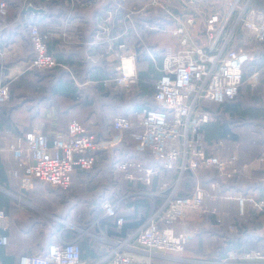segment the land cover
<instances>
[{"label":"built area","instance_id":"obj_1","mask_svg":"<svg viewBox=\"0 0 264 264\" xmlns=\"http://www.w3.org/2000/svg\"><path fill=\"white\" fill-rule=\"evenodd\" d=\"M25 1L32 6L30 0ZM177 1L184 19L171 30L174 49L163 54L161 74L153 82L157 108L116 114L111 126L114 132L108 138L98 137L87 124L76 119L69 120L64 130L47 128L46 118L32 119L28 131L4 140V149L16 161L8 175L15 177L23 190L31 189L35 180L68 190L76 169L92 168L99 150L113 147L127 134L135 141L134 150L148 151L156 166H145L139 157H128L117 164L123 179L150 186L160 170L175 177L157 190L131 194L149 198L153 203L151 210L134 230L111 241L107 254L94 264H264V240L257 241V247L249 251L228 250L220 259L183 256L189 238L195 233L194 224L205 215H212L217 226L232 232L237 231V226L229 218L231 203L242 222L249 210L255 213L264 210V197L257 191L225 188L228 181L239 179L246 168L263 167L264 152L246 167L248 164L239 163V142L230 141L228 135L213 144L205 140V125L212 119L208 106L233 98L244 81L250 86L264 81V62L258 67L250 63L255 59L256 46L264 45V7L255 4V0H221L214 5L208 3L209 8L203 10L193 5L194 0ZM114 2L119 4L117 0ZM153 7L170 21L177 16L163 0H150L139 9L122 10L115 5L98 19L96 39L106 42L110 56L118 62L116 75L105 80L104 86L114 84L128 89L138 83L135 51L125 40L132 35L143 43L141 28L160 30V24L148 19L137 23L133 18ZM7 10V0H0V15H6ZM121 11L124 23L119 24ZM27 31L33 56L24 67L10 66L8 62L1 65L0 104L9 99L10 83L26 70L65 67L48 51L49 35L31 22ZM20 53L21 47L14 43L0 46L2 59L12 60ZM148 54L154 63L155 53L148 51ZM227 145L232 146L230 151L226 150ZM211 172L216 178L208 180L205 175ZM100 205L102 217L112 218L120 229L123 223L120 201L105 199ZM8 227L9 217L0 208V249L9 241L5 233ZM134 252H140L141 256ZM18 264L85 263L77 250L64 249L63 242L56 238L45 251L21 255Z\"/></svg>","mask_w":264,"mask_h":264},{"label":"crops","instance_id":"obj_2","mask_svg":"<svg viewBox=\"0 0 264 264\" xmlns=\"http://www.w3.org/2000/svg\"><path fill=\"white\" fill-rule=\"evenodd\" d=\"M34 1H33L34 5L32 4V6L30 5L26 6L24 4V1L22 0H7L8 9L11 16L18 9V6L21 5L22 7H25V9L23 8L21 9L23 10L22 12L23 20L21 21V24L15 26V24L10 22L7 25V29L5 30L0 29L1 30L0 46L4 43H14L21 47V53L18 54L12 60L11 59L7 60L6 58L2 59L0 57V77L3 73L1 65H3L5 62H8L9 65L11 64L10 66L18 65L24 67L32 58L33 50L28 39L27 28H25V24L31 22L37 25L40 32L49 35L48 51L53 55H55L56 57H60L59 58L60 61L62 60V62L66 63V67L69 72H71L72 69L76 67H80L81 65L77 64L76 62L81 61V63H83L84 57L86 56V58L90 59L93 63H100L97 61H104L103 64L101 63L100 66H95L91 68L90 71H93L96 75L102 77V79H104L103 81L109 80V78L107 77L116 74L117 72L116 65L118 62L117 59H112V57L110 56V51L107 49L106 42H104L102 39L99 40L96 39L95 34H96L98 19L102 15H104L106 10L113 8L115 5L116 6L119 5V7L122 10L139 9L145 3H148L150 0H117L119 1V4H116L114 2L115 0H73L72 2H67L66 0H34ZM220 1L221 0H207V1L194 0L192 3L195 7L199 9L207 10L209 8L208 3L214 5L216 3H219ZM163 2L166 3L167 6L173 12L177 13V16L175 19L173 20L171 19L170 21L160 9L153 7L152 10L153 19L156 21L157 24H160L159 25L160 30L148 31L147 33L142 34L143 36L141 37V39L144 43L143 47L146 50L145 51L146 55L144 52L145 58L143 59V61L141 59L144 56L143 57L139 56L137 45H135L136 42L135 39L137 38H135L132 35L128 36L127 39L125 37L126 39L125 41L129 43L131 46H133L135 51L138 77L140 76L139 73L147 68V65L154 67L155 69L154 75H159V73H161L163 54L165 52L170 53L174 49L175 39L171 35V30L174 27V25L178 23L181 24L183 22L184 14L178 8L177 0H163ZM182 14L183 17L181 18ZM133 18L137 23H140V21H142L143 19H147V16L144 13V14L134 15ZM118 23L119 24L124 23L122 11L118 15ZM67 35H69L70 38H67ZM149 44H151L152 47H155L154 49H155L156 61L154 63H152L151 59L149 58V54H148ZM82 48H85V51H82ZM263 62H264V58H262L261 63ZM155 79L156 76H153V82ZM245 84H247V82H245ZM247 85L250 91L255 93L254 94L255 97H259L261 100L264 101L263 79L260 80L259 83L255 86H250L249 84ZM48 109H50L48 108V106L43 107L39 115L32 119L46 118V120H49V122H47V128H53V126L56 127L58 124H59V128H64L66 125L65 123L61 125V123H58L57 121L56 123H54L50 119L51 114H54L56 110L53 109L54 110L53 113V112H49ZM137 110H139V108L130 109L129 112L127 113L128 114L133 113ZM97 112L98 110L96 111V113ZM56 116H58L57 112H56ZM247 119L248 120H245V123L247 124L246 129H248V131H255L259 135L258 137L260 136L262 137L261 140L263 147L261 153H263L264 133L261 134V130H263L264 132V124H256L254 122L255 119L252 118H247ZM30 121L28 122V129L26 131H28L30 128ZM99 129H100V133L103 135L104 138H108L107 136H109L111 133L113 134L114 132L111 126H108L106 128L104 125H100ZM220 135L222 136L228 135L230 141L239 142L240 147H238V149L241 148L243 144H247L250 147L256 144L255 136L253 137L252 134H249L252 136L247 137L245 141L240 138L232 139L230 137L231 133L225 130L221 131ZM13 136L14 135L13 134L11 135L10 132L5 131L0 141V162L4 166L5 171L7 170L6 185H0V193H2L8 198V204L7 205L2 204L1 208L4 209L5 212L7 210L6 215H8L9 217V227L7 229L8 233H9L10 224L13 223V220L10 218V214L12 210L11 201H10L11 198L14 196L17 197L18 199L27 200L35 191L42 189V187L46 186L45 183L35 180L33 187L31 189L23 190L18 187L17 179L13 176L8 175L11 166H13V164H15L16 161L15 162L13 161L12 153L10 151L5 150L3 146H4V140H10ZM127 155L128 154L125 150V147H121L120 145L118 146L117 144L114 145L113 147H108L99 150L96 153V163L103 162L104 164L98 165L97 171L94 173V177L88 179V177L85 176L79 178L77 181L74 180L73 183L74 187L75 185L81 186L83 188V193L90 191L89 188L87 189V185H89V183L91 184L92 182H94V180L104 181V178L102 176L103 174L102 171L106 166L109 165L110 169H112V172H114L113 170L114 165L116 166L119 162L125 160L127 158ZM148 157H149L148 155L139 156V158L142 160V163L145 166L155 167L156 162L154 160L147 159ZM255 159L256 158H253L251 161H254ZM251 161L245 162L242 165H246ZM174 177L175 175L171 174L170 172L165 170H160V172L155 176H153L152 178V180L156 182V188L131 189L128 192L124 193L122 196H117L115 200L111 202H117L118 200L120 201V210H121L120 215H122L123 219L126 216V220H124L126 221V223L140 221L142 217H143L142 219L143 221L144 218L149 213V211L151 210L153 203L147 197H140V196L131 197V194L141 191L157 190L158 187H160V185L164 184L167 181H170L171 179H174ZM131 183L136 184L137 182H131ZM52 194L53 192L51 191L50 195ZM80 195H81L80 188L78 191H75L74 193L72 192L71 195L69 196L62 194L61 192H59V194L56 193L53 198L54 200L57 201L56 205H59V211L53 210L52 212H47V209H44L45 211H43L42 209L41 210L49 216V220L52 222V225L54 226V228L50 230L51 235H53L52 236L53 241L56 238H59V240H61L64 244V249L83 251L84 249H81L79 246H80V240L85 238L89 243H91V245H90V249L86 248V254L84 253L86 257L84 258L85 260L82 261L85 264H94L99 262V260L105 255V253L107 254L109 249L112 247L111 241L121 238L122 236L116 234H110L108 232L110 227L109 221L111 222V224L113 225L115 224L112 218L102 217V208H100V211L98 210L94 212L91 210V208L84 207L86 209L84 211L85 214L79 212L81 209L79 205ZM259 196L264 197V194L263 195L259 194ZM111 197L112 194L107 195L105 193L104 195L100 196L97 200H101L102 202L105 199L109 200L108 198ZM139 198H145L147 201V210H145L144 213L142 212L143 214L139 211V208L134 207V204L129 203V201ZM70 202H74L68 207L70 213L68 210H67L68 212L62 211L61 208H65V206L68 205ZM33 206L32 207L29 206V208L35 209L36 208L35 205ZM23 210H25V212L27 213H30L29 211H27L28 209H23ZM76 211L78 213L74 215ZM22 213L25 214L24 211H22ZM93 214H95V216L93 218L90 217V215ZM79 215H83V216L79 217ZM101 222L104 223L101 224ZM106 222H108V225L106 224ZM141 223H139L138 225H140ZM33 228L34 226L30 225L29 230H32ZM134 228H131V230H133ZM193 228L195 229V233H196L197 230L195 224ZM26 231H28V228ZM43 231H44V237H42V239H40L39 241H36L34 244L36 247V251H38V252L35 251V253L45 251L47 245L51 242L50 240H52L51 236L48 237V235L45 234V229H43ZM5 248L4 249L7 252V254H11L14 264H18L21 255L35 254L30 245L29 246L25 245V247L17 248L16 246L9 244L8 246L5 245ZM128 253H131V251H128ZM134 253L136 255L141 256L140 252H134ZM191 253L193 252L191 251ZM197 255H201L199 257H196V259H199V258H203L205 254L198 253ZM156 258L160 261L161 260L166 261L164 257L162 258L160 256H156ZM0 260L2 261L3 264H5L4 261L1 259V257Z\"/></svg>","mask_w":264,"mask_h":264},{"label":"trees","instance_id":"obj_3","mask_svg":"<svg viewBox=\"0 0 264 264\" xmlns=\"http://www.w3.org/2000/svg\"><path fill=\"white\" fill-rule=\"evenodd\" d=\"M22 1H24V4L26 6H28V1H25V0H22ZM33 1L34 0H30L31 4L34 5ZM254 3L259 6L264 7V0H255ZM22 8L25 9V7H22L21 5L18 6V9L14 12L12 16L9 13V9L7 10L6 15L4 16L0 15V29L1 30L7 29V25L10 22L15 24V26H18L19 24H21V21L23 20V13H22L23 10H21ZM145 14L147 16L148 21L156 23V21L153 19L152 10L151 12H145ZM25 28H27V24H25ZM140 30H141V35L143 33L148 32V30L146 29L141 28ZM28 39H29V36H28ZM135 41H136L135 45H137V50L139 51V56L140 57L144 56L141 59L143 61L146 55V52H145L146 50L143 47L144 43L140 42L138 39H135ZM29 42H30V39H29ZM256 48H258V50L255 54V59L251 61L250 63L255 64V66L258 67V66H261L262 58H264V53H263L264 45H261V46L258 45L256 46ZM82 51H85V48H82ZM141 51H143L142 54H140ZM144 52H145V55H144ZM54 57L58 61H60L59 59L60 57H56L55 55ZM100 60H103V59H100ZM60 62L63 63L65 67L56 66V67L49 68V69L26 70L21 76L17 77L10 83L9 93H10V89L14 91L18 89V87L26 86L28 84H33V82L28 83L26 81V79H30L29 78L30 76H33L34 82H40L41 80L46 81L48 78L54 77L50 79L49 86H50V91L52 92V96L53 98H55L54 101H56V103L54 104L53 102L48 101L47 106L48 108H50L48 109L49 112L54 113L53 109H55L58 116H56V112H55L54 114H51L52 118L50 119L54 123H56L57 121L58 123H61V125L64 123L67 124L69 120L75 119V118H70L71 112H75L77 116L80 115L82 117V119L77 118L76 120L80 121L83 124H87L90 130L94 132L98 137H103V135L100 133L99 126L104 125L106 128L108 126H112V119L116 114L127 115L128 114L127 112H129L130 109H134V108L135 109H138V108L141 109L144 107L157 108L156 107L157 105L154 103V99H153V94H154L153 76H156V79H157L161 73H159V75H154L155 69L153 66L147 65V68L139 73L140 80L138 81V83L130 87L131 91H128L130 92V94L125 95V92L122 94L121 91L122 90L126 91L127 90L126 88L117 87V86H114V84L104 86L103 85L104 79L96 75L93 71H90L91 68L95 66H100L101 63L102 64L104 63V61H97L100 63H93L90 59L86 58L85 56L83 63H81V61L76 62L77 64L81 66L72 69L71 72L67 70L66 63L62 62V60ZM69 65H72V64H69ZM115 75L107 77V78L111 79ZM87 79H90V80H87ZM12 86L17 87V88L12 89L11 88ZM254 94L255 93L250 91L248 85L245 84L244 82L240 85L238 93L233 98L226 99L221 103H211L208 106V110L212 114V119L211 121H209V123L205 125V140L207 144H213L219 138L225 137V135L223 136L220 135L221 131L223 130L231 133L230 137L232 139L239 138V133H238L239 130H237V128L239 127L237 126L240 125L239 124L240 120L245 121V120H248L247 118H252V119H255L254 122L256 124H264V103H263L264 101L261 100L259 97H255ZM245 97L247 101H250V102L246 104V107H243L242 105H243V102H244L243 100ZM43 100L44 98L38 101L39 103L38 106H40V103ZM101 103H104V104H101ZM40 108L41 106L38 109L36 108L37 110L35 112L31 111L33 115L28 113L29 116L27 117L23 115V113H21L20 110L17 111L19 112L17 114L18 115L17 117H12L10 112L11 110H13V107L8 108V109H3L2 107H0V141L5 131L10 132L11 135L12 134L15 135L16 133L17 134L25 133L26 130L28 129L27 119L30 121L32 118L37 117L41 111ZM97 110L98 112L96 113ZM104 110H107V111H104ZM20 116H23V118H21ZM47 122H49V120H47ZM54 127L55 126H53V128ZM65 127L59 128V124H58L54 129L64 130ZM263 133L264 132L261 131V134ZM254 134L255 132L252 133L253 136ZM110 135L107 137H110ZM247 137H244L242 139L245 141ZM134 144L135 143L132 140V138L126 134L125 137L117 145L118 146L120 145L121 147H125V150L128 154L127 158L148 155L149 157L147 159L153 160L150 157L148 151L136 152L134 150ZM257 146H259V150L256 153V155L257 157H259L262 152V147L260 144H257ZM242 148H250V146H248L247 144H243ZM254 158H256V156ZM248 160H251V159H246L245 161L242 160L243 162L239 161V163L242 164L244 162H247ZM102 164L104 163L103 162L96 163L95 161L92 168L88 170L76 169L72 174L73 178H72L71 186L68 189L69 191L62 190L61 188H58V187L50 186L49 184H45V185L48 187L49 192H51V190H54L56 193L59 194V191H62L61 193L66 196L71 195L72 192L74 193L75 191H78L80 188L81 195L79 196L80 198L79 202L83 203V200H82L83 188L78 185L77 186L75 185L74 187L73 185L74 180L77 181L79 178L85 177V176L88 177V179L94 177V173L97 171L98 165H102ZM261 168L262 169L260 168L255 169V170H261L258 174L264 173V168L262 166ZM113 170L114 172H112V169H110L109 165L106 166L104 170L102 171L104 174V175L102 174L104 178V181H103L104 184L97 183L98 189L99 188H104V190L107 189L106 194L107 195L112 194V197L108 198L110 201H114L117 196H122L124 193L128 192L131 189H154L156 188V182L154 181L150 185V187H148V186L140 185L138 183L133 184L131 182H128L127 180L123 179L122 175H121V178L118 177L117 176L118 174L117 165L116 166L114 165ZM210 177L211 176L207 174L206 178L208 180L211 179ZM6 178H7V170L5 171L4 166L0 162V185H6ZM239 179H233V180L228 181L225 184V188L236 190L235 184L237 180ZM119 182H121L122 185H119V187L117 188L116 185ZM258 183L264 184L263 182H258ZM94 185L89 183V185H87V189L88 188L89 190L94 189ZM248 189H251V188H248ZM97 190L95 189V191ZM37 201L42 203L43 200L37 199ZM100 202L101 200H96L94 201V203L91 202V204L88 207L91 208V210L94 212L98 210L100 211V208H101ZM129 203L134 204V207L136 208L142 207L145 210H147V201L145 198L133 199L129 201ZM2 204L7 205L8 198L2 193H0V208ZM94 216L95 214L90 215V217L92 218ZM127 217H130V216H127ZM263 217H264V210L260 213H255L251 209L249 210V213L247 214V219L249 218V222H250L249 226L245 225V223L242 222L238 217H236V219L232 218L233 222L237 226V231L231 232L225 228L217 226L215 222V218L212 215L207 214L205 215L202 221L195 223V227L197 231L193 236L189 238L186 244V247L183 251V256L186 258L196 259V257L201 256L197 254L201 253L205 255L203 256V258H199V259H220L225 256V253L228 250H236L238 252H242V251H249L253 248H256L257 241L263 240L262 238H260L261 236L258 237L259 235H256L258 231H260L262 228V223L264 221L262 220ZM142 219L137 222L126 223V221H124L126 220V216H125L123 219L124 223L120 229H117L116 226L111 224V222L109 221L110 227H109L108 232L110 234L125 236L127 233L132 231L131 228H134L139 223H141ZM103 223L104 222H101V224ZM106 224L108 225V222H106ZM206 226H209V227H206ZM5 233L8 235V231H6ZM45 234H47L48 237L51 236V239H52L53 235H51V231L49 229L45 231ZM50 241H53V239ZM90 245L91 243H89L85 238L80 240L79 247L81 249H84L83 251H78L81 260H85L84 258L86 257L85 256L86 248L90 249ZM4 248L5 246H3L0 249L1 259L4 261L5 264H14L11 254H7V252L5 251L6 248L5 249ZM189 249L193 253H191Z\"/></svg>","mask_w":264,"mask_h":264},{"label":"rangeland","instance_id":"obj_4","mask_svg":"<svg viewBox=\"0 0 264 264\" xmlns=\"http://www.w3.org/2000/svg\"><path fill=\"white\" fill-rule=\"evenodd\" d=\"M154 48L155 47H152L150 44L148 51L151 53H155ZM142 53H143V51L140 52V54H142ZM263 53H264V49H263ZM29 78L30 79H26V81L28 83L33 82V84H28L26 86L18 87V89L14 90V91H12L10 89L8 101L4 104H0V107H2L3 109H8V108L13 107V110H11V112H10L12 117H17L18 116L17 114L19 113L17 111H19V110L21 113H23V115H25L27 117V116H29L28 113L33 115L31 111L35 112L40 106H41L40 109L47 106L48 101H51L54 104L56 103V101H54L55 98H53L52 92L50 91V86H49L50 79H52L54 77H50L46 81L41 80L40 82H34L33 76H30ZM37 87H39V88H37ZM46 87H47V89H46ZM11 88L15 89L17 87L12 86ZM130 89L131 88H128L126 90L127 92L125 90H122L121 93L123 94L125 92V95L130 94V92H128V91H131ZM42 98H44V100L40 103V106H38V104H39L38 101L41 100ZM243 101H244L243 105H242L243 107H246V104L248 102H250V101H247L246 97L244 98ZM44 103H46V104H44ZM104 111H107V110H104ZM20 117L23 118V116H20ZM70 118L82 119V117L80 115L77 116L75 112H71ZM67 119H68V117H67ZM28 122H29V120L27 119V123ZM239 124L240 125L237 126V127H239V128H237V130H239L238 133H239L240 139L247 137V136H252L249 134H252L251 132H253V133L255 132V131H248V129H246L247 124L245 123L244 120H240ZM261 131H263V130H261ZM254 136L256 139V144L253 147H250V148H242L241 147L240 149H238V153H240L239 154L240 161H242V160L245 161L246 159L252 160V158H254L255 156L257 158L256 153L259 150V146H257V144H260L261 147H263L262 140H261L262 137L261 136L258 137L259 135L256 132H255ZM231 148H232V146H228V145L226 146L227 151H230ZM241 157H242V159H241ZM251 160H248L247 162H249ZM246 167H249V164ZM260 169H262V168H260ZM260 171L261 170L246 168V170L242 174L241 178L239 180H237V182L235 184V188L239 189L241 191H246L248 188H251L252 190H255V191L257 190V194L263 195L264 194V184H261L258 182L264 183V173L258 174ZM207 174H209V176H211L210 178H216V175L213 172L207 173ZM207 174L205 175L206 177H207ZM117 176L121 178V173L118 172ZM97 183L104 184V182L100 181V180H94V182L91 183L93 185L95 184L94 189L82 194L83 203H79V205L81 207L79 212H82L83 214H85L84 211L86 209L84 207L88 208V206L91 204V202L94 203V201H96L100 196L107 193V189H105V190H104V188L98 189ZM119 185H122L121 182L117 183L116 187L118 188ZM95 189L96 190L98 189V190L95 191ZM51 191H53L52 195H50L51 192L48 191V187L44 186V187H42V189L35 191L27 200L18 199L17 197H14L12 195L13 197L10 200L11 201V207H12L10 218L13 220V223L10 224L9 233H8L9 242H8L7 246L9 244H12V245L16 246L17 248H21V247H25V245L26 246L30 245L33 249V252L35 253L36 247L34 244L36 241H39L40 239H42V237H44L43 229H45V231H46L47 229L51 230L52 228H54V226L52 225V222L49 220V216L43 212V211H45L44 209H47V212H52L53 210L59 211V205H56L57 201L53 199L56 192L54 190H51ZM59 192H62V191H59ZM37 199L43 200L42 203L37 201ZM72 203H74V202H70L68 205L65 206V208H61L62 211H67L68 207ZM31 204L35 205L36 208L30 209L29 206H31V207L33 206ZM23 209H28L27 211H29L30 213L25 212V210H23ZM48 210H50V211H48ZM22 211H24L25 214H23ZM139 211L141 213L142 212L144 213L145 209L142 207H139ZM69 213H70V211H69ZM76 213H78V212L76 211L74 213V215ZM81 216H83V215H79V217H81ZM236 217L237 216L235 214L234 204H230L229 205V218L230 219H232V218L236 219ZM262 220H264V217L262 218ZM244 223H245V225L249 226V224H250L249 218L248 219L246 218ZM30 225L34 226V228L32 230H29ZM27 228H28V231H26ZM256 235H259L258 237L261 236L260 238H262L264 240V221L262 223L261 230L258 231V233ZM36 252H38V251H36Z\"/></svg>","mask_w":264,"mask_h":264}]
</instances>
